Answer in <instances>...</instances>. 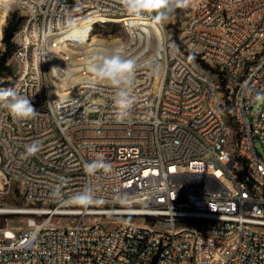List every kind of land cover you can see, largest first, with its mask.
Instances as JSON below:
<instances>
[{"label": "built area", "instance_id": "built-area-1", "mask_svg": "<svg viewBox=\"0 0 264 264\" xmlns=\"http://www.w3.org/2000/svg\"><path fill=\"white\" fill-rule=\"evenodd\" d=\"M33 1L14 0V7L23 17ZM191 1L183 40L200 63L211 57L209 71L225 97L214 100L212 79L192 73L186 54L165 36L157 73L152 65L132 78L136 120L106 115L111 84L100 82L103 107L92 106L90 96L88 107L65 103L71 88L60 65L71 57L57 60L58 33L50 39L55 26L81 27L92 18L131 23L136 18L118 0H41L33 19H22L14 39L46 33L49 46H31L33 61L45 58L38 80L10 78L16 90L24 86L37 115L19 124L0 118V173L36 207L26 228L0 227V264H264V156L257 147L259 140L264 150V124L250 123L252 93H264V49L251 56L254 42L264 41V0ZM248 17L256 25L247 26ZM52 71L65 76L67 88L54 83ZM42 86L47 96H38ZM218 102L231 124H219ZM76 110H84L81 122H74ZM34 141L41 151L25 158ZM95 152L104 153L111 173L85 174ZM87 185L96 203L67 202ZM56 186L65 202L50 198ZM111 217L123 221L111 224Z\"/></svg>", "mask_w": 264, "mask_h": 264}, {"label": "rangeland", "instance_id": "rangeland-1", "mask_svg": "<svg viewBox=\"0 0 264 264\" xmlns=\"http://www.w3.org/2000/svg\"><path fill=\"white\" fill-rule=\"evenodd\" d=\"M3 6L4 8L1 7L0 0V21L4 16L2 36H0V58L5 52V45L3 43L4 29L6 28L14 13H16L17 16L22 17V13L14 7L13 0H3ZM186 13L187 7L177 9L169 16L166 21L162 23V27L165 32L164 38L166 36L168 40L174 41L179 49L185 54L186 51L182 46L186 47L188 50H192L183 40L185 38L183 29L185 28ZM137 22L138 20H131V23L128 21L125 24L124 21L119 20H111L106 22L98 20L92 24L90 29L91 38H96L94 46H89L91 40L89 43L83 44L80 42L74 46H67V42L62 44V51L65 52V55H60L57 53V60H64L66 57H71L70 64H67L65 67L62 64L60 65L64 71L66 69L69 87L76 93V95L73 94L70 97L73 103L75 102V104H72L71 106L81 105L82 107L84 104H86L89 96L90 99H101L102 94H100V90H98L100 82L102 84H111L108 81H97L95 77L88 72V66L95 61L98 55L106 56L111 54H119L123 58L134 59L136 61V65L132 74V78L142 70L152 67V65L156 67V65L158 66V63H161L162 57L164 56V52L162 50L163 47H161L162 42L157 40L154 31L144 32L139 26H137ZM159 26L158 28H160ZM63 37L64 35L58 36V38ZM51 39H57V37ZM260 50L262 49L258 50L256 56H260ZM186 57L192 60L194 66L198 70H201L200 72L208 74L215 80L219 81L217 76H213L209 70H206L202 67V62H196L193 55L186 54ZM5 66L6 69L0 76V90L6 89L8 84L11 82L10 78H14L15 74L19 70V68L15 67H20L19 63L14 58H12V55L8 57ZM81 76H85L86 84L85 81L81 79ZM52 78L54 79V83L59 85L60 88L67 86V80L65 76L60 73V71H52ZM158 82L159 79L155 78L156 85ZM88 86L92 87L87 88ZM219 92V99H224V91H222L221 87ZM105 99L109 100V98ZM66 103L72 102L69 101ZM263 105L264 99L258 101L255 104L251 112L250 123L260 124L259 119L257 118ZM77 116L80 115H74V117ZM257 147L264 156V150L259 140H257ZM35 207V204L25 199L17 184H10L6 182L0 174V209H12L17 211L13 214H0V227L9 225L10 227L26 228L27 221L30 218L29 213H31ZM92 221L93 220L91 218H87L85 223L90 224ZM106 221H110L111 224L113 222L118 223L119 221H123V218L111 217L106 218ZM59 222L60 220L57 218L55 223L58 224ZM69 222L72 223V220H69Z\"/></svg>", "mask_w": 264, "mask_h": 264}, {"label": "clouds", "instance_id": "clouds-1", "mask_svg": "<svg viewBox=\"0 0 264 264\" xmlns=\"http://www.w3.org/2000/svg\"><path fill=\"white\" fill-rule=\"evenodd\" d=\"M124 11L136 19L150 18L156 24H162L177 9L188 7L191 0H118ZM136 65L134 59L123 58L119 54L98 55L88 66V71L97 81H108L114 87L113 105L117 118H130L132 109L136 104V97L130 94L133 84L132 74ZM253 102L264 99V93L254 90ZM0 107L16 119H33L37 115L31 98L21 94L15 88L0 90ZM39 142L25 145V158L36 156L41 151ZM85 174L96 177L101 173H111L112 167L107 162L103 152H95L94 159L83 165ZM51 199L64 201V193L60 186L51 192ZM122 202V197H117ZM79 206L87 207L97 202L96 189L87 185L80 191L71 194L68 201Z\"/></svg>", "mask_w": 264, "mask_h": 264}, {"label": "bare ground", "instance_id": "bare-ground-1", "mask_svg": "<svg viewBox=\"0 0 264 264\" xmlns=\"http://www.w3.org/2000/svg\"><path fill=\"white\" fill-rule=\"evenodd\" d=\"M40 7H41V0H34L33 8H25V11L23 12L24 21H30L31 19H33L34 8H40ZM94 10H101V1H94ZM191 11H192V1L187 7L185 25H189ZM3 19H4V16L1 18V21H0V36H2V25L4 22ZM98 20H101V19L92 18V19H89V24L84 23L81 27L70 26L67 29H63V26H55V32H50V39L57 37V33H58V36L64 35L63 38H58L57 53L60 55H65V52L62 51L63 49L62 44L64 42H67V46H74L80 42L83 44L89 43L91 40V42L89 43V46H94L95 45L94 42H96V38L95 37L91 38L90 29H91L92 24ZM131 20H138L137 26H139L144 32L154 31V34L156 35L157 40H159V42H162L161 47H163L164 32H163V29L158 24L157 25L160 28H158L156 23H154L151 19H147V20L131 19ZM254 25H256V17H248L247 26H254ZM196 33H203V26H196ZM184 35H185V39H188L187 31H184ZM15 42H16V49L13 54V58L19 63L20 68L15 74L14 79H18L19 84H26L27 81L35 82L36 80L39 79V77H41L42 68H45V58H38L37 62L33 61V54L30 53L31 46L41 47V52H48L49 37L46 33H38V34H35L34 36L19 37L15 39ZM263 44H264V41H255L254 48L251 49V56H256V53L258 52V50L262 49ZM204 60L211 63V57H204ZM184 63L186 64V66H192V73H199V70L194 66L192 60H190L186 56H184ZM23 65H25V67H23ZM159 66H160V63H158V66L156 65V67L153 68L155 73H157L156 70ZM200 78L212 79L214 100H220L219 99V94H220L219 89L221 86L219 82L215 80L214 78H212L211 76H209L208 74H205L202 72H200ZM157 79H159L158 76H157ZM91 87L92 86H88L87 88H91ZM8 88H13L12 81L6 87V89ZM61 88H67V86L61 87ZM17 91L20 93H24V86H17ZM48 93H49V86L39 87L38 96H47ZM73 94L76 95L75 91H73L72 89L65 90V103L70 101L72 102L71 105L75 104V102L73 103V101L70 99L71 95ZM90 100L92 102V106L103 107L102 98L97 99V100L96 99H90ZM88 106H89V98L86 104H84L82 107H88ZM104 107H106L107 116H116L112 98H109V100L108 99L106 100L104 98ZM253 107L254 106L251 107V112H252ZM75 115H80V116L74 117V122H81V120L84 119V116H82L84 115V110H76ZM258 115L259 116L257 119H259V123L264 124V105L262 106L260 113ZM136 117H141V110H132V115L129 118V120H136ZM0 118H3V121L5 122V124H19V119L13 118L8 113V111L2 107H0ZM218 119H219V124H231L230 117L227 116L225 102H218ZM16 212H17L16 210H12V209H0L1 215L13 214Z\"/></svg>", "mask_w": 264, "mask_h": 264}, {"label": "trees", "instance_id": "trees-1", "mask_svg": "<svg viewBox=\"0 0 264 264\" xmlns=\"http://www.w3.org/2000/svg\"><path fill=\"white\" fill-rule=\"evenodd\" d=\"M22 19L24 21V17H19V16H17L16 13H14L12 15L11 19L9 20L6 28L4 29L3 43L5 45V52L2 54V56L0 58V76L2 75L3 71L6 69L5 65H6L8 57L10 55H12V58H13V54H14L15 49H16V42H15L14 38H15L16 31H17L20 23L22 22ZM183 33H184V31H183ZM182 47L185 49L187 55H193V57L195 58L196 62L200 61L199 57L197 55H195L192 50H188L184 46H182ZM263 49H264V44L262 46V50ZM204 63H207V64H204ZM204 63L202 64V67L204 69H206V70H210L211 67L208 64H211V63H209L206 60H204ZM210 72L213 75V72L212 71H210ZM217 77H218V80H219V76H217ZM218 82H219V84L221 86L222 91L224 90V97H225V89L222 88L221 81H218Z\"/></svg>", "mask_w": 264, "mask_h": 264}, {"label": "water", "instance_id": "water-1", "mask_svg": "<svg viewBox=\"0 0 264 264\" xmlns=\"http://www.w3.org/2000/svg\"><path fill=\"white\" fill-rule=\"evenodd\" d=\"M156 262H157V258L154 259V263L153 264H156Z\"/></svg>", "mask_w": 264, "mask_h": 264}]
</instances>
